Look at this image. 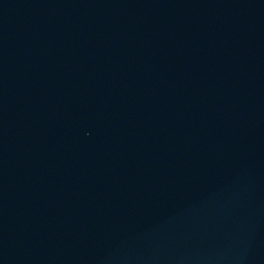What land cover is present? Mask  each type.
I'll return each mask as SVG.
<instances>
[{"label":"water","instance_id":"95a60500","mask_svg":"<svg viewBox=\"0 0 264 264\" xmlns=\"http://www.w3.org/2000/svg\"><path fill=\"white\" fill-rule=\"evenodd\" d=\"M0 264H264V0H0Z\"/></svg>","mask_w":264,"mask_h":264}]
</instances>
